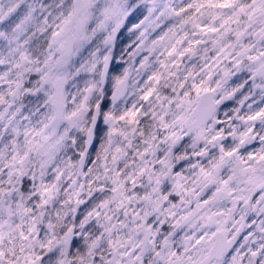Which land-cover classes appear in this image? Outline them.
Wrapping results in <instances>:
<instances>
[{"label": "snow or ice", "instance_id": "6c2138e0", "mask_svg": "<svg viewBox=\"0 0 264 264\" xmlns=\"http://www.w3.org/2000/svg\"><path fill=\"white\" fill-rule=\"evenodd\" d=\"M0 264H264V0H0Z\"/></svg>", "mask_w": 264, "mask_h": 264}]
</instances>
